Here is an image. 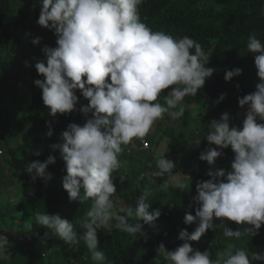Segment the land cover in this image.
Here are the masks:
<instances>
[{"label": "clouds", "instance_id": "clouds-1", "mask_svg": "<svg viewBox=\"0 0 264 264\" xmlns=\"http://www.w3.org/2000/svg\"><path fill=\"white\" fill-rule=\"evenodd\" d=\"M142 3L143 0H40L36 21L57 37L56 46H44V59L35 63L38 74L44 78L35 79L34 84L42 90V100L50 115L76 111L77 89L88 100L87 105L78 109L86 122L82 126L69 123L61 132L62 142L50 147L59 150L65 162L67 174L62 178V187L69 201L80 204L92 201L79 221V230L59 213H36V222L46 229L40 242L47 243L50 235L69 247L82 240L94 264H108L105 252L99 248L98 232L102 227L114 222L115 229L139 235L141 221L155 227L161 215L159 209L149 211L148 189L137 196L134 206L113 210L117 187L112 173L122 166L119 159L124 151L122 145H129L134 139L142 141L165 113L173 119L180 118L182 107L170 110L176 109L184 97L197 95L215 71L208 66L210 59L197 41L187 35L174 37L164 31H153L143 23L138 11ZM40 40L35 37L31 42L39 44ZM247 49L254 57L259 82L255 91L238 98L241 107L247 106L245 118L241 126H230L227 112L219 119H212L206 134L210 146L199 157L214 165L224 154L223 149L230 147L234 153L231 170H210L207 173L210 179L197 181L195 215L184 216L186 224H196L195 229L191 232L181 229L178 239L183 243L174 250L163 243L156 249L167 264L264 261V254L255 252L249 256L241 248L233 251L235 246L231 244L227 252L212 259L210 250L200 251L191 244L213 229L214 218L247 225L243 230H233L222 221V233L227 238L256 235L264 225V42L250 34ZM241 73V68L227 70L224 78L230 81ZM165 89H169L166 106L157 102ZM46 135H53L50 123ZM55 162V156L49 155L43 162L28 163L25 171L33 180L39 177L48 181L52 179L48 166ZM155 164L152 177L163 178L160 188L167 190L171 184L184 189L183 183H174V161L163 154ZM120 179L125 180L123 176ZM133 217L137 223L129 222ZM24 227L30 230L33 225L26 222ZM8 244L7 237L0 234V261L10 259Z\"/></svg>", "mask_w": 264, "mask_h": 264}, {"label": "trees", "instance_id": "trees-1", "mask_svg": "<svg viewBox=\"0 0 264 264\" xmlns=\"http://www.w3.org/2000/svg\"><path fill=\"white\" fill-rule=\"evenodd\" d=\"M23 1L27 4L17 12L12 0H0V66L11 70V75L0 71V234L9 241L7 250L10 255L9 260L0 261V264H94L82 240L72 247L51 235L47 243L40 242L46 229L36 222V213H59L79 230V221L91 206V200L83 204L69 201L68 193L62 187V178L67 174L65 162L59 150L53 151L50 147L62 142L61 132L69 123L82 126L86 122V117L78 109L87 105L88 100L77 89V110L52 116L42 109L45 106L42 90L33 91L31 102L23 99L24 80L28 81L32 76L41 78L37 70H30L32 55L44 58L42 48L55 47L57 39L52 30L36 23L40 0ZM138 11L141 21L153 31H164L174 37L187 35L197 41L210 59L208 66L215 71L197 95L186 96L181 103L184 112L180 118L184 126L190 124L189 116L194 111L199 112L198 116H191L198 125L191 138L193 142L183 140L176 127L161 121L164 116L173 119L165 113L158 119L154 135L149 136L150 130L142 141L134 139L131 142L130 147L137 152L131 153L123 147L119 156L122 166L112 173L117 187L116 206L121 204L119 197L125 200L126 207L134 206L138 195L157 185L156 178L152 179V172L156 170L153 148H143V142L148 139L154 147L161 140L168 139L167 157L173 158L176 164L174 183L181 178L188 180L189 185L180 190L170 184L167 190L160 188L153 197H148L149 211L159 209L161 215L155 227L141 221L142 233L139 235L115 229L114 222L102 227L98 232L99 248L105 252L108 264H167L162 256L157 255L158 245L163 243L169 250H174L183 243L178 239L179 231L195 229L196 224H186L184 216L186 213L195 215L197 181L210 179L207 175L210 170L230 171L234 157L229 147L214 165L199 158L208 143L206 134L211 120L230 112V126L239 124L237 114L247 106L241 107L238 98L255 91L253 83L255 76L258 77L254 57L247 49L248 37L255 34L264 42V0H143ZM13 27L20 29L17 35ZM35 37L41 38L39 44L31 42ZM14 39L19 49L24 47L23 54L17 59L9 56ZM235 68H241L242 73L226 81L225 72ZM167 91L169 89L163 90L157 101L164 106ZM222 93L224 99L217 102ZM49 123L53 130L51 137L46 135ZM49 155L56 158L47 169L52 179L45 181L37 177L33 180L25 171L27 164L35 160L43 162ZM144 158L152 164L143 161ZM121 176L125 178L123 182ZM222 221L233 230L247 227L226 218H214L213 229H208L199 241H192V246L200 251L210 250L212 259H216L218 253L227 252L230 244L235 246L233 251L241 248L249 256L255 252L264 254V225L258 234H243L236 239L223 236ZM26 222L33 225L30 230L25 229ZM129 222L138 221L133 217ZM252 264H264V261H253Z\"/></svg>", "mask_w": 264, "mask_h": 264}, {"label": "rangeland", "instance_id": "rangeland-1", "mask_svg": "<svg viewBox=\"0 0 264 264\" xmlns=\"http://www.w3.org/2000/svg\"><path fill=\"white\" fill-rule=\"evenodd\" d=\"M27 3L25 2V1H23V0H12V5H13V7H16V11L17 12H19L20 11V8L22 7V6H25ZM19 31H20V29L19 28H17V27H13V32H14V34H16L17 35V33H19ZM13 42V43H12ZM23 51H24V47H22L21 49H19V47H17V44H16V41H15V39L13 40V41H11V47H10V51H9V56H11L13 59H17V57H19V56H21L22 54H23ZM32 65H31V68H30V70H31V72L33 71V70H36V68H35V63L38 61V60H40V59H44V58H41L40 56H38V55H32ZM1 61V60H0ZM0 71H1V73L2 74H10L11 75V70H9V68L8 67H6V66H4V67H1L0 66ZM32 76V75H31ZM44 77L41 75V78L40 79H43ZM34 77L32 76V78H30L28 81H25L24 80V86H23V88H21V89H23L22 90V93H21V95H23V99L24 100H27V101H29V102H31L32 101V94H33V91H35V93H37V92H39V91H41V89L38 87V86H36L35 84H34ZM259 82V77H256L255 76V80H254V83H253V85L255 84V86H256V84ZM25 86L27 87L28 86V88H25ZM182 103V102H181ZM181 103H179L178 105H177V107H176V109H174V110H179L180 108H181ZM191 107H193V104H191ZM42 109L44 110V112H45V114H47V115H50V110H49V108L47 107V106H43L42 107ZM171 111V110H170ZM246 111H247V107L244 109V111L243 112H241V113H239V114H237V117L238 118H240V122H239V124L237 125V126H241V124H242V121H243V119L245 118V113H246ZM199 115V112L198 111H194L190 116H189V118H190V124L188 125V126H184L183 125V121L181 120V118H178V119H172V120H169V119H166V116H164L163 117V119L161 120L162 122H166V123H170L172 126H174V127H176V130L177 131H179V133L182 135V138H183V140H185V141H192V139L191 138H193V135H194V133H195V130H196V128L198 127V125H197V123H196V121H195V119L194 118H192L191 116H198ZM229 115H230V112H229ZM157 122H158V120H156L155 122H154V124H153V126H152V128H151V130H152V132H150L149 133V136H152V135H154L155 134V132H156V130H155V128H156V124H157ZM155 130V131H154ZM184 141V142H185ZM146 142H149L150 143V149L151 148H153V155H154V157L156 156V159L157 158H159V156H161V155H165V158L166 159H170V160H172V161H174L173 160V158H168L167 157V149H168V145H169V141H168V139L166 138V139H163V140H161L160 141V144H158L157 146H153L152 145V142H151V139L149 140H146ZM193 142V141H192ZM133 144L132 143H130L129 145H122V147H125V150L127 149L129 152H131V153H134V152H137L136 150H134L132 147H130V146H132ZM139 146V145H138ZM0 153H1V151H0ZM219 158H221L222 159V156L221 157H219ZM234 158V157H233ZM156 159H155V161H156ZM143 161H145V162H150L149 161V159H146V158H144V160ZM175 162V161H174ZM152 164V162H150L149 163V165H151ZM149 178H151V174H149ZM153 178V177H152ZM156 181V186L154 187V188H151V189H148V190H150V197H153V195L160 189V184H162L163 183V180H161L160 179V177H156V179H155ZM178 183H183L184 185H185V187H184V189H187L188 187V185H189V181L188 180H185V179H181V178H179L178 179V181H177ZM119 199L121 200V204L119 205V206H116L115 205V207H114V211H118L119 210V208L120 207H126V202H125V200L123 199V198H120L119 197ZM109 224H111V222L109 223ZM108 224V225H109ZM107 225V226H108ZM154 264H155V262H154Z\"/></svg>", "mask_w": 264, "mask_h": 264}, {"label": "built area", "instance_id": "built-area-1", "mask_svg": "<svg viewBox=\"0 0 264 264\" xmlns=\"http://www.w3.org/2000/svg\"><path fill=\"white\" fill-rule=\"evenodd\" d=\"M210 145H209V143L207 144V146H206V148L207 147H209ZM211 147H217V146H215V145H211ZM143 148H146V149H148V148H150V145L148 144V143H146L144 146H143ZM227 149V148H226ZM226 149H223V150H226Z\"/></svg>", "mask_w": 264, "mask_h": 264}]
</instances>
